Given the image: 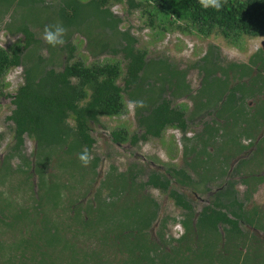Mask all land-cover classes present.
<instances>
[{
	"label": "rangeland",
	"instance_id": "374dc122",
	"mask_svg": "<svg viewBox=\"0 0 264 264\" xmlns=\"http://www.w3.org/2000/svg\"><path fill=\"white\" fill-rule=\"evenodd\" d=\"M57 5L58 0L28 7L0 3L1 47L10 50L22 42L23 35L14 30L22 24L41 41L25 51L22 66L5 75L0 97V264L19 255L26 244L27 255L36 244L48 247L52 256L48 254L45 264H117L136 241L142 244L139 259L176 248L185 255V264H226L229 259L233 264H264V35L229 40L214 30L205 36L192 28L178 29L185 23L180 20L171 25L156 19L151 26L148 15L130 9L127 0L109 4L120 18L116 31L97 20L79 30L65 29L64 42L71 41L76 59L88 65L120 61L124 67L122 55L111 52L122 44L124 31L147 52L141 81L123 93L126 110L92 125L95 144L84 165L63 148L38 149L28 136L20 150H13V124L7 120L14 107L10 95L23 83L31 55L47 58L48 68L61 69L65 63L61 44L52 46L44 39L46 27L60 24ZM174 72L179 76H171ZM225 74L229 82L218 88ZM207 80L213 87L210 95L203 90ZM118 83L124 84L122 79ZM231 88L235 97L227 101ZM160 96L183 107L185 132L170 126L161 137L136 145L113 142L114 129L141 133L139 113ZM130 101H143V106L129 108ZM171 167L186 169L194 180L188 187L172 184L195 209L190 232L183 224L190 218L187 211L166 192L142 186L152 171L165 173ZM232 191L243 202V234L229 238L220 227V236L209 237L205 249L195 217L218 194L228 197ZM153 208L155 218L140 231V217ZM51 235L56 236L53 247L46 245Z\"/></svg>",
	"mask_w": 264,
	"mask_h": 264
},
{
	"label": "trees",
	"instance_id": "16d2710c",
	"mask_svg": "<svg viewBox=\"0 0 264 264\" xmlns=\"http://www.w3.org/2000/svg\"><path fill=\"white\" fill-rule=\"evenodd\" d=\"M113 1L122 0H58L56 14L64 29L79 30L91 20H97L102 27L116 31L120 18L114 17L109 7ZM127 1L130 9H140L143 14L148 15L151 26L155 25L156 19L162 21L160 23L168 22L171 25L178 24L176 21L180 20L185 23L183 26L178 24V29L185 31L192 28L205 36L214 30L229 40L243 34L264 35V0H221L222 7L219 10L212 6L205 8L201 0ZM40 2L42 0H0L1 4L19 7L35 6ZM14 30L23 35V40L10 50L0 46V97L3 96L5 75L12 68L22 66L25 53L41 42L28 24L19 25ZM120 35L122 44L112 48L111 52L122 55L124 67L120 61L88 65L76 59V46L71 41H65L60 46L65 54V63L61 69L48 68L47 58L30 56V64L23 69V83L10 95L14 107L7 120L13 124V150H20L28 136L40 150L59 147L66 154L77 157L86 150L89 157L92 156L95 144V138L91 135L92 125L100 124L103 116L120 115L126 110L123 93L139 84L141 75L148 66L147 52L135 46L137 39L129 31L121 32ZM232 66L238 67L235 64ZM175 75L179 76L178 73H171V76ZM120 79L123 86L118 83ZM227 82L229 79L225 74V80H218V88L226 86ZM212 88L209 80L205 81L204 94L210 95ZM234 97L235 91L231 88L227 101H232ZM138 125L143 130L141 133L130 134L124 128L114 129L111 132L113 142L136 145L150 137H161L163 131L170 126L185 132L188 121L183 107L173 106L169 99L160 96L148 110L139 113ZM97 161L96 158L94 165ZM193 182L186 169L171 167L165 173L152 171L142 186L166 192L176 206L187 211L190 218L183 224L190 232L194 226L192 216L195 209L191 201L173 188L172 184L188 187ZM155 206L157 208L156 203ZM156 208L140 217V231L149 227L157 214ZM244 212L243 202L235 191L228 197L218 194L211 203L203 206L195 217V226L199 231L197 235L206 240L204 248L207 249L211 244L209 237L220 236V227L224 228L229 238L242 235L239 223ZM55 239L56 236L51 235L46 245L53 247ZM26 245L25 249L29 244ZM25 249L19 255L8 258L4 264H45L48 254L52 256L48 247L37 244L30 255H27ZM141 249V241L131 243L127 258L117 264H137V261H140L139 264H185L186 257L179 249L174 248L162 255L146 253L139 259L138 252ZM233 263L234 259L226 261V264Z\"/></svg>",
	"mask_w": 264,
	"mask_h": 264
},
{
	"label": "clouds",
	"instance_id": "9594fccd",
	"mask_svg": "<svg viewBox=\"0 0 264 264\" xmlns=\"http://www.w3.org/2000/svg\"><path fill=\"white\" fill-rule=\"evenodd\" d=\"M201 3L205 8L212 6L213 8L219 10L222 7L221 0H201ZM64 32V27L61 24L57 23L56 25H52L45 28L44 39L48 44L52 46L63 44ZM128 106L129 108H132L134 106H143V101H130ZM79 159L84 165H87L90 160L88 152L85 150L83 153H81L79 155Z\"/></svg>",
	"mask_w": 264,
	"mask_h": 264
}]
</instances>
